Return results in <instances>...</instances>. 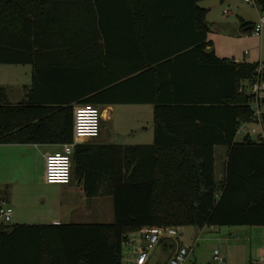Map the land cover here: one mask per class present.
I'll use <instances>...</instances> for the list:
<instances>
[{
    "label": "trees",
    "instance_id": "1",
    "mask_svg": "<svg viewBox=\"0 0 264 264\" xmlns=\"http://www.w3.org/2000/svg\"><path fill=\"white\" fill-rule=\"evenodd\" d=\"M201 1L0 0L2 64L35 66L42 51L70 55L91 46L93 36L120 30L122 19L134 41L124 79L115 76L73 101L43 99L33 88L27 100L11 103L0 86V143L72 141L75 102L151 103L155 128L152 143L119 146L123 161L115 150L84 157L75 147L73 161L89 164L87 176L99 183H85L87 196L111 195L114 222L1 223L0 264H123L124 241L144 227L264 225V142L237 140L252 120L251 94L239 85L257 78L260 63L216 54ZM257 3L264 11V0ZM80 65L61 61L44 69ZM142 83L150 89L138 90ZM218 146L227 148L220 176ZM75 172L83 174L80 167Z\"/></svg>",
    "mask_w": 264,
    "mask_h": 264
},
{
    "label": "rangeland",
    "instance_id": "2",
    "mask_svg": "<svg viewBox=\"0 0 264 264\" xmlns=\"http://www.w3.org/2000/svg\"><path fill=\"white\" fill-rule=\"evenodd\" d=\"M200 5L209 9L207 15L209 28L211 26L209 40L212 41L220 56L231 58L232 53L235 52L237 59L255 61L263 65L264 29L261 34L242 31V19L253 25L259 21L260 14H264L260 7L253 6L247 0H202ZM237 21L238 26L235 25ZM5 86L9 91L13 87L10 83H6ZM18 97L11 93L9 102L17 103L20 100ZM131 113L128 111V114ZM124 115L122 110H117L114 121L107 120L105 125L102 124L104 132L111 133L115 129L127 130L133 119L122 117ZM252 126L253 123H248L244 132L251 131ZM242 136L239 134V140ZM24 145L18 146V148H24L22 151L25 154L24 157L21 151H18L12 160H10L9 151L0 150V196L13 207L11 224L46 223L50 217L55 215L62 217L63 213L71 216L70 220L75 222H114L111 196H103L106 198L104 204H94L95 213L92 216L81 217L80 201L83 198L74 192L67 191V184H50L44 179L46 144L25 143ZM13 148L14 146L11 149ZM22 161L27 163L24 165L28 168L27 177L20 178L19 182H13L15 173L20 175L22 173L20 171ZM15 170L17 172H14ZM221 170L220 164L217 169L218 176L222 175ZM74 183H76L75 180ZM180 230L184 234L187 245L194 246L184 264H264V225H207L203 228L188 225L180 226ZM140 247L139 241L132 237L126 239L123 244L122 263L136 264ZM215 248L221 250L225 257L224 261L214 260ZM167 260V254L162 247H159L148 264H166Z\"/></svg>",
    "mask_w": 264,
    "mask_h": 264
},
{
    "label": "crops",
    "instance_id": "3",
    "mask_svg": "<svg viewBox=\"0 0 264 264\" xmlns=\"http://www.w3.org/2000/svg\"><path fill=\"white\" fill-rule=\"evenodd\" d=\"M243 22H247V20L242 19ZM241 20V21H242ZM116 25L112 23L109 26L120 27V30L113 28L112 35L107 36L106 38L102 36H93L90 38V44L88 48H81L78 51H75L68 55L67 53L60 55L59 52H49L43 53L40 52L37 54V60L35 66L33 64H0V86H4L6 89L8 101L11 93L18 95V102L27 100L29 95L31 94V90L36 89L37 96L43 99H52L64 96L63 99L74 100L77 96V93L81 92H90V91H98L106 85L110 80H112L115 76H120L124 79L125 75H128V71L130 70L131 64V50L130 44L134 43L131 39V35L129 33V25L127 21L123 19ZM235 25H239V22H235ZM95 26V25H93ZM211 28V26H210ZM251 27H245L242 29L244 32L245 29L248 31L251 30ZM86 41V42H89ZM106 42V44H104ZM103 44V45H102ZM105 45V47H104ZM214 47V46H213ZM215 49V48H214ZM216 52V50H215ZM216 54L220 56L217 52ZM158 56L159 54H154ZM233 57H227L235 61H247L242 59H237L235 52L232 53ZM225 57V56H220ZM135 56H132L134 59ZM71 62L80 65V62H85V65H80L81 69H73V70H65L56 71L47 73L49 67L52 65H56L59 62ZM255 62V61H251ZM138 63V62H137ZM48 68V69H44ZM41 69H44L45 73H41L39 79H35L34 72L38 74ZM56 72V73H55ZM6 83H10L12 87L11 91L7 90L5 86ZM127 86L125 87V90ZM148 85L142 83L138 90H146ZM79 104L75 102L74 107ZM102 111V124L105 125L107 120L114 121L117 110H122L125 115L122 117L131 118L133 122L131 126L127 130H113V132H104V129H101L99 136L85 138L79 143V154L78 156L83 155L86 157L88 153L95 152L96 155H104L108 151L115 150L117 154L120 155L121 160L122 153L119 149V146L123 147L126 145H139V144H150L155 139V128H154V104L151 103H115V104H100L99 105ZM128 111H131V114H128ZM135 124V126H134ZM239 134L237 135V140H239ZM14 146L13 150L11 149ZM18 146H25L24 144L19 143H1L0 150L9 151L10 160L21 151V155L24 157V153L22 152L24 148H18ZM111 147H116L115 149H111ZM27 149V147H25ZM60 144H46L44 148V153L50 151H55L60 149ZM22 149V150H21ZM75 152V151H74ZM227 148L224 146L216 147V163L218 165L221 164V171L223 172L224 161L226 159ZM88 163V162H87ZM27 164L25 161L21 163V175L16 174L13 177V182H19L20 178H26L28 173V168L24 165ZM217 165V169H218ZM89 164L81 165V161L77 164V160L73 161V179L70 184H67V191L74 192L83 198L80 201V215L81 217L92 216L95 213V205L104 204L106 198L103 196L110 197L111 195L104 193H98L92 197H88L84 185L88 183L92 186H97L99 183L93 178L87 176L89 173ZM80 167V170L83 174L78 175L75 171L76 168ZM14 172H17L15 170ZM14 174V173H13ZM87 179V180H86ZM74 180L76 183H74ZM7 181V180H5ZM103 183L101 187H105L108 185L107 180L103 179ZM112 197V196H111ZM100 198V199H99ZM3 200V199H2ZM113 200V199H112ZM7 201V200H6ZM8 202V201H7ZM108 202V201H106ZM69 214V213H68ZM79 217V216H78ZM69 219V220H66ZM71 216H67L63 213L61 215H55L48 219V224H56L55 221H60L62 223L75 222L71 221ZM16 223H28V222H16ZM32 224V223H28ZM42 224V223H36ZM132 237L141 243L140 248H144L146 246V241L143 235V229L132 232L128 235V238ZM185 244L187 245V241L184 239V234L179 238L175 239L172 237H164L161 241L154 247L159 248L162 247L165 253L167 254V262L168 264L169 258L171 257L174 250L178 245ZM192 250L194 246H191ZM157 249H152L149 251V257L145 264H148V261L154 257V253Z\"/></svg>",
    "mask_w": 264,
    "mask_h": 264
},
{
    "label": "built area",
    "instance_id": "4",
    "mask_svg": "<svg viewBox=\"0 0 264 264\" xmlns=\"http://www.w3.org/2000/svg\"><path fill=\"white\" fill-rule=\"evenodd\" d=\"M253 6L259 8L257 0H247ZM227 11V10H226ZM264 29V14H260L259 21L256 22L251 31L254 34H261ZM263 65L257 69L258 76L253 82H243L239 85L241 92L251 94L252 120L244 122L238 130L242 138L246 135L264 142V79L261 72ZM248 123H253L251 131L244 132ZM102 129V111L99 106L92 103H81L74 107L73 139L70 142L61 143V148L45 154L44 179L50 184H69L73 179V154L77 144L85 138L99 136ZM254 134L255 136H253ZM13 217V207L5 200L0 201V224L11 223ZM59 224L60 221H55ZM143 235L146 246L140 248L136 264H145L149 257V249H153L164 237L179 239L183 232L179 226H150L143 228ZM192 251L189 245H178L169 258L168 264H184L188 255ZM214 260L222 262L224 255L219 248L214 250Z\"/></svg>",
    "mask_w": 264,
    "mask_h": 264
},
{
    "label": "water",
    "instance_id": "5",
    "mask_svg": "<svg viewBox=\"0 0 264 264\" xmlns=\"http://www.w3.org/2000/svg\"><path fill=\"white\" fill-rule=\"evenodd\" d=\"M248 31L247 29L244 30V32Z\"/></svg>",
    "mask_w": 264,
    "mask_h": 264
}]
</instances>
